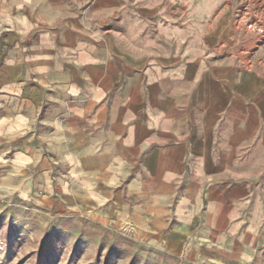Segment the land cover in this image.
I'll use <instances>...</instances> for the list:
<instances>
[{"label":"crops","instance_id":"0c3cea01","mask_svg":"<svg viewBox=\"0 0 264 264\" xmlns=\"http://www.w3.org/2000/svg\"><path fill=\"white\" fill-rule=\"evenodd\" d=\"M237 8L0 0V195L264 264V36Z\"/></svg>","mask_w":264,"mask_h":264},{"label":"rangeland","instance_id":"374dc122","mask_svg":"<svg viewBox=\"0 0 264 264\" xmlns=\"http://www.w3.org/2000/svg\"><path fill=\"white\" fill-rule=\"evenodd\" d=\"M236 2L248 27L264 36V0ZM57 214L0 195V264H199L113 226Z\"/></svg>","mask_w":264,"mask_h":264}]
</instances>
